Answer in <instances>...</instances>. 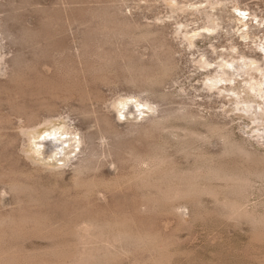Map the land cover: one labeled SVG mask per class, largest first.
Returning <instances> with one entry per match:
<instances>
[{
	"label": "rangeland",
	"instance_id": "374dc122",
	"mask_svg": "<svg viewBox=\"0 0 264 264\" xmlns=\"http://www.w3.org/2000/svg\"><path fill=\"white\" fill-rule=\"evenodd\" d=\"M180 28L201 34L194 46ZM172 55L163 85L129 71ZM248 59L251 72L218 67ZM257 66L264 0H0V264H83L96 253L107 264H264V141L245 105L264 108ZM148 99L153 111L138 106ZM31 122L57 153L33 156ZM143 161L150 176L139 175ZM187 180L204 192L175 202L172 187ZM112 220L153 245L88 233Z\"/></svg>",
	"mask_w": 264,
	"mask_h": 264
},
{
	"label": "bare ground",
	"instance_id": "6f19581e",
	"mask_svg": "<svg viewBox=\"0 0 264 264\" xmlns=\"http://www.w3.org/2000/svg\"><path fill=\"white\" fill-rule=\"evenodd\" d=\"M180 30H181V34H183L184 36H185V38H186V40L187 41H189V45H192V46H194L195 45V43H194V40L196 39V38H198L201 34H191L190 33V31H187V30H184V29H182V28H180ZM180 30H179V32H180ZM249 60V59H248ZM256 62H258V61H256ZM253 63H255V61H253L252 59H250L249 61H247V60H243L242 61V65L240 66V65H238V64H230L229 62H226L225 64L223 63V64H219L218 65V67L224 72L225 70H227V69H229V70H232V71H234V74L236 75L237 73H236V71L237 72H239V71H241V70H244V71H246V70H249V72H251V67L253 66ZM240 64V63H239ZM200 65H201V67H203V68H205V69H208V68H210L211 66H212V61H210L208 58H205L204 60H202L201 61V63H200ZM133 66H134V64H133ZM130 67V66H129ZM258 67V66H257ZM137 68H138V70H137ZM176 68H177V65H176V62H175V60H174V58H173V55L169 58V59H167V60H161V61H158V62H156V63H153L151 66L150 65H146V64H142V65H135L134 67H131V69H129V71H131L132 69H133V73H134V75H137V78H139V80H141L143 83H150V82H157L158 84H164V83H166V81L169 79V78H171L172 76H173V73H174V71L176 70ZM256 70H258L259 72H261L263 75H264V67H258ZM247 73V72H246ZM143 77V78H142ZM141 78V79H140ZM264 78V77H263ZM136 79V78H135ZM135 79H134V81H135ZM221 80H218V79H212V78H210V80L207 82V86L211 89V90H213V89H216V88H218V86H219V84L220 83H222V78H220ZM137 82H138V80H136ZM136 82V83H137ZM152 84V83H151ZM155 85V84H154ZM160 85H159V87H160ZM250 85H252L251 83H250ZM254 85V84H253ZM151 86V85H150ZM264 86V85H263ZM263 86L261 85V83H260V85H259V88H260V91L259 92H263L264 91V88H263ZM251 87V86H250ZM147 89V88H146ZM219 89H221V88H218V90ZM253 89L255 90L256 89V86H253ZM257 90V89H256ZM223 91V90H222ZM257 92H258V90H257ZM256 92V93H257ZM235 95H237V94H235ZM261 95V94H260ZM240 96V95H239ZM250 102V101H249ZM249 102H247V103H245V105H246V107L248 108V109H250L251 110V112H253L254 113V115L256 116V118L254 117V124L256 125L255 127H254V129H253V131H255V133L257 132V134L254 136V137H257V138H259V140L260 141H264V118L261 116V112L263 111L264 112V108H262V105H258L259 107H260V111L258 112L257 110H258V107H256V106H254L253 104L254 103H249ZM255 102V101H254ZM124 104V101L123 100H118V103H116L115 104V106H116V109L117 108H119L121 105H123ZM154 104V102H152V101H150L149 99L148 100H146V101H141L140 103H138V106H144V107H148L149 109H151V111H153V107H152V105ZM256 104V103H255ZM158 105V104H157ZM134 106V105H133ZM159 106V105H158ZM264 107V106H263ZM154 108H157V107H154ZM246 109V108H245ZM239 110V109H238ZM247 111H249V110H247ZM256 112H258V113H256ZM118 113H119V115H121L122 117H124V116H127L128 115V113H130V111L129 112H125V113H122V111L119 109L118 110ZM181 113V112H180ZM119 115H118V117H119ZM121 119V118H120ZM124 120H125V118H124ZM127 120V119H126ZM45 122H43V123H49L50 124V122H48V120L47 119H45L44 120ZM150 121L152 122V126H153V124L155 125V127H158V126H160V122L158 121V119H150ZM39 122V121H38ZM37 122V123H38ZM37 123H33V122H31V123H29V124H27V125H25L24 126V128H26V132H25V134H27L28 135V137H29V140H30V142L29 143H31V147H32V150H30L31 152H32V154H33V156L36 158V159H38V160H40V156L41 155H45L46 156V158L45 159H47V158H49V157H51V155H50V153L49 152H56L57 153V146H56V144H55V142H52L51 140H45L44 139V141H42V142H37V139L39 138V137H41V136H36L34 133L36 132V129H37V127H36V125H37ZM41 123V122H40ZM42 125V124H41ZM165 126V125H164ZM154 127V126H153ZM154 127V128H155ZM23 128V127H22ZM23 128V129H24ZM58 128L60 129V130H65V129H67V127L66 126H58ZM22 129V130H23ZM24 131V130H23ZM103 135V134H102ZM101 135V136H102ZM106 135V134H105ZM107 136V135H106ZM105 137V136H104ZM105 138H107V137H105ZM74 143H76V144H74V148L75 149H79V147H78V145H79V143H81L80 142V139H79V141L77 140V138H76V141H74ZM60 145H61V143H60ZM45 149V153H42L43 152V150L42 149ZM245 149V148H244ZM241 150H242V148H241ZM160 152V151H159ZM155 154V153H154ZM158 154V153H157ZM190 154V153H189ZM157 155H154V157H156ZM161 157L159 158V155H158V157H156L157 159H156V161L158 162L157 163V165L158 166H164V165H167V164H170V163H167V161H166V159L162 156V155H160ZM164 159H163V158ZM196 157H198V156H196ZM35 158H33V160L35 159ZM204 158V157H203ZM66 159H67V163L65 164V166L66 165H68V164H70L71 162H73V160H74V158H70V157H66ZM146 158H144V160H145ZM143 160V159H142ZM141 160V161H142ZM41 161V160H40ZM173 161V160H172ZM144 165H147V163H146V161L144 162L143 161V163H141V166H140V177L142 176H150V174L151 173H154L153 171V168H151V167H146V168H144ZM171 165V164H170ZM169 165V166H170ZM48 166V165H47ZM52 166V165H51ZM84 167L86 166V165H83ZM82 166V167H83ZM172 166V165H171ZM81 167V166H80ZM79 166H78V169L80 168ZM82 167L80 168V170L82 171ZM163 168V167H162ZM164 170L165 169H167V166L165 167V168H163ZM169 169V168H168ZM79 171V170H78ZM157 171V170H156ZM53 172H56V173H61V172H63L62 171V166H57L54 170H53ZM175 172H176V169H175ZM180 173V172H179ZM81 174H82V172H81ZM80 175V174H79ZM138 175V176H139ZM259 178H264V172L263 173H259V174H256ZM176 176H178V175H176ZM190 176V175H189ZM209 176V175H208ZM211 176V175H210ZM190 177H192V176H190ZM214 177V176H213ZM182 178H184V177H182ZM233 178V177H232ZM232 178H230V179H232ZM179 179H180V177H179ZM178 179V180H179ZM236 179V178H235ZM240 179V178H239ZM238 179V180H239ZM247 179H249V178H247ZM185 180V179H184ZM240 180H242V179H240ZM239 180V181H240ZM246 180V179H245ZM245 180H244V182H245ZM233 181H234V178H233ZM247 181V180H246ZM236 182V181H235ZM240 182H242V181H240ZM244 182H242V184L244 183ZM249 182V180L246 182V184ZM168 184V183H167ZM175 184H177V186L175 185ZM174 184V187H172V190H171V192L169 193V197H171L173 200H175V202L176 201H178V200H181L182 198L184 199V198H187V197H190V196H192V195H195V194H197L199 191H201V189L202 188H200V185L199 184H197V182H196V180H195V182H192V180L191 181H189L188 182V180H187V182H178L177 183V181H176V183ZM234 184H236V183H234ZM246 184L245 185H242V189H244V190H248L246 187ZM249 184V183H248ZM254 184V183H253ZM16 185V184H15ZM176 186V187H175ZM234 186V185H233ZM248 187H250V186H248ZM14 188V187H13ZM17 188V187H16ZM15 188V189H16ZM167 189V188H166ZM231 189V188H230ZM203 191L202 192H204V189H202ZM206 191H207V189H205ZM251 190V189H250ZM19 191V190H18ZM205 191V192H206ZM217 191V190H216ZM166 192V191H165ZM201 192V193H202ZM244 192H246V191H244ZM236 193V192H235ZM248 193V192H247ZM215 194V193H214ZM200 195H202V194H200ZM251 195V194H250ZM214 196V195H213ZM170 198V199H171ZM157 200V199H156ZM167 200V199H166ZM230 203H231V201H230ZM239 203V202H238ZM243 203V202H242ZM235 204V203H234ZM228 205V204H227ZM236 205V204H235ZM241 206L242 205H240V208L236 205L235 206V208L237 207V208H239V209H236L237 211H236V213L237 212H240V209H241ZM243 206H244V204H243ZM235 208H233V210L235 209ZM175 209H177L176 208V206H175ZM242 209L244 210V207H242ZM241 209V210H242ZM243 210H242V213H243ZM244 212H246L245 210H244ZM23 218V217H22ZM24 219V218H23ZM28 220V219H27ZM26 220V221H27ZM29 220H31L32 221V219H29ZM126 221V220H125ZM5 222V220L4 221H1L0 220V226L3 224ZM7 222V221H6ZM24 222V221H23ZM28 222V221H27ZM34 222V221H33ZM40 222V221H39ZM102 222H104V221H102ZM18 223V222H17ZM21 223V222H20ZM25 223V222H24ZM30 223H32V222H30ZM94 223V222H93ZM92 223V225H91V227H90V230H88V233H90L91 234V236H93V237H95L96 239H99V241L98 242H107L108 244L110 243V244H112V242H125V243H135V244H149L150 242V244L151 245H153L152 243L155 241V240H153V239H155V238H150V235L148 236L147 234H149V233H147L146 235L145 234H140V235H138V234H134L132 231H130L129 229H127L126 227H125V225H127V224H124L123 222H113V220L111 221V222H105V224H103V223H101L100 224V222L99 223H96L95 222V224H93ZM19 224V223H18ZM33 224V223H32ZM42 224V223H41ZM4 225H5V223H4ZM15 225V224H14ZM25 225V224H24ZM39 226V225H38ZM3 227V226H2ZM33 227V226H32ZM77 227V226H76ZM83 229H86V228H83ZM88 229V228H87ZM86 229V230H87ZM81 231V230H80ZM87 232V231H86ZM67 234V233H66ZM77 234V233H76ZM85 235V234H84ZM75 236V235H74ZM92 238V237H91ZM81 240H82V237H81ZM92 240H94V238L92 239ZM153 241V242H152ZM95 243V242H94ZM98 244V243H97ZM110 244H109V246H110ZM103 245V244H102ZM107 245V244H106ZM150 245V246H151ZM149 246V245H148ZM157 247H158V245H157ZM93 248V247H92ZM91 248V249H92ZM96 248V247H95ZM148 249H150V248H148ZM156 249V248H155ZM87 251H88V249H87ZM151 251V250H150ZM91 252V251H90ZM93 252V251H92ZM60 253V252H59ZM86 253H88V252H86ZM85 253V254H86ZM89 254H91V253H89ZM97 254V253H96ZM92 254V256L91 257H89L88 256V258L90 259H88V258H86V259H88V261L86 262V263H83V264H107L108 262L106 261V260H108V256H109V254L108 255H106L105 253H103V254ZM77 255V254H76ZM161 255V254H160ZM159 255V256H160ZM84 257V256H83ZM108 257V258H107ZM77 258V257H76ZM155 258V257H154ZM66 259V258H65ZM69 259V258H68ZM63 260V259H62ZM82 260V259H81ZM81 260H76L75 261V263L77 262L78 263V261H79V263H81ZM71 261V260H70ZM74 261V260H73ZM84 260H82V262H83ZM60 263H61V261H59ZM68 262V260L66 261V263ZM107 262V263H106ZM64 262H62V264H63ZM66 263H64V264H66ZM70 263V262H69ZM46 264V263H45ZM73 264V263H72Z\"/></svg>",
	"mask_w": 264,
	"mask_h": 264
}]
</instances>
